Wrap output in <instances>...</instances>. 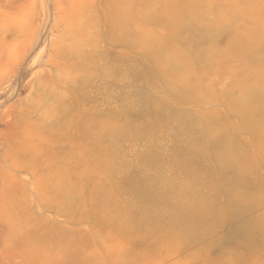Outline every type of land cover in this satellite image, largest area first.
<instances>
[{
  "label": "rangeland",
  "instance_id": "1",
  "mask_svg": "<svg viewBox=\"0 0 264 264\" xmlns=\"http://www.w3.org/2000/svg\"><path fill=\"white\" fill-rule=\"evenodd\" d=\"M159 1L0 0V264H264V0Z\"/></svg>",
  "mask_w": 264,
  "mask_h": 264
},
{
  "label": "bare ground",
  "instance_id": "2",
  "mask_svg": "<svg viewBox=\"0 0 264 264\" xmlns=\"http://www.w3.org/2000/svg\"><path fill=\"white\" fill-rule=\"evenodd\" d=\"M154 1V0H153ZM156 1V0H155ZM207 1H211V0H207ZM249 3L248 4H246L245 6H242L241 8V10H242V12L244 11V12H246V13H249V15L252 13V5H251V2H250V0H247ZM160 3H161V5L163 6V5H165V4H168V1L167 2H162V0H160L159 1ZM198 2V0H184V2L182 3V9L183 10H185L186 12H188V13H191L192 11H193V7L195 6V4ZM158 3V2H157ZM159 4V3H158ZM157 5V4H156ZM158 6V5H157ZM159 6H160V4H159ZM158 6V7H159ZM118 8V7H117ZM161 8V7H160ZM119 9V8H118ZM165 9V8H164ZM113 10V9H112ZM166 10H167V8H166ZM114 11H115V9H114ZM122 11V10H121ZM165 11V10H164ZM118 13V12H117ZM119 13H120V10H119ZM123 14V13H122ZM117 15V14H116ZM121 15V14H120ZM119 15V16H120ZM166 15V14H165ZM167 15H168V21L169 22H174L176 19H177V17H176V15H174V14H172V13H167ZM252 17H254V16H252ZM251 18V17H250ZM167 19V18H166ZM118 20H120V19H118ZM259 20V19H258ZM257 19H256V16H255V18H252L251 19V22H250V25L248 26L249 27V33L248 34H250V35H252L254 38H255V40L257 41V44H258V46H260L261 48H262V50H264V40H263V37H262V35L260 34V32H262L263 31V26H262V24L258 21ZM119 23H121V22H119ZM170 24V23H169ZM175 24V23H174ZM153 38L151 37V35H148L147 37H146V40H149V41H151ZM144 41V45H145V47L147 46V44L149 43V41ZM154 40H156V38H154ZM239 52H240V54L242 55V56H246V55H250L251 53V50H250V48L244 43V45H241L240 47H239ZM175 58V57H174ZM175 60H178L177 59V57H176V59ZM254 74H255V76H254V79H253V82H256V83H258V84H260V86L261 87H264V72L262 71V70H260V68H256L255 70H254ZM244 92V91H243ZM240 106H246V107H249V108H252V105L250 104V96H248L247 94H243L242 95V97H241V100H240ZM228 147V146H227ZM225 149H228V152H229V147L228 148H225ZM225 152V151H224ZM227 154V153H226ZM60 167H62V165H59V164H57L56 165V170L57 169H59ZM64 167V166H63ZM65 170H67V169H65ZM67 198V197H66ZM195 223V222H194ZM194 223H193V225H194ZM197 225V224H196ZM192 226V225H191ZM196 226H194V228H195ZM194 228H191V229H193L194 230Z\"/></svg>",
  "mask_w": 264,
  "mask_h": 264
}]
</instances>
